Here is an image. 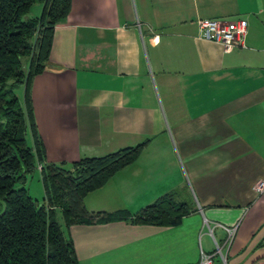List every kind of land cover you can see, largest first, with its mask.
Listing matches in <instances>:
<instances>
[{
    "label": "crops",
    "instance_id": "obj_1",
    "mask_svg": "<svg viewBox=\"0 0 264 264\" xmlns=\"http://www.w3.org/2000/svg\"><path fill=\"white\" fill-rule=\"evenodd\" d=\"M201 17L245 18L244 44L201 36ZM30 92L48 162L147 140L84 195L88 211L133 214L168 192L192 207L175 225L65 227L79 264H197L216 243L226 264H264V0H71Z\"/></svg>",
    "mask_w": 264,
    "mask_h": 264
},
{
    "label": "trees",
    "instance_id": "obj_2",
    "mask_svg": "<svg viewBox=\"0 0 264 264\" xmlns=\"http://www.w3.org/2000/svg\"><path fill=\"white\" fill-rule=\"evenodd\" d=\"M36 16H25L33 3ZM71 0H0V264H79L65 227L73 223L125 219L131 223L175 225L192 209L165 193L135 213L126 209L91 212L86 193L133 162L147 140L102 155L48 162L33 115L31 82L48 60L54 25L68 13ZM23 87L22 96L16 89ZM30 131L32 144L28 143ZM39 169L44 196L34 198L24 185ZM18 184V185H17ZM17 185V186H16Z\"/></svg>",
    "mask_w": 264,
    "mask_h": 264
},
{
    "label": "built area",
    "instance_id": "obj_3",
    "mask_svg": "<svg viewBox=\"0 0 264 264\" xmlns=\"http://www.w3.org/2000/svg\"><path fill=\"white\" fill-rule=\"evenodd\" d=\"M196 22L201 36L219 41L223 45L224 50H229L233 46L244 44L247 30V21L245 18L223 19L201 17L197 18ZM252 189L256 194L261 193L264 190V180H257L253 184ZM225 228L227 230V235L224 239V244H228L235 228ZM216 253L220 254L223 263L226 264L225 255L222 254L221 245L218 243H216L213 252L206 253L201 251L197 264H215L214 255Z\"/></svg>",
    "mask_w": 264,
    "mask_h": 264
},
{
    "label": "rangeland",
    "instance_id": "obj_4",
    "mask_svg": "<svg viewBox=\"0 0 264 264\" xmlns=\"http://www.w3.org/2000/svg\"><path fill=\"white\" fill-rule=\"evenodd\" d=\"M41 8H42V3L35 2L32 4V6L30 7L29 11L26 13L25 16L39 15L41 12ZM21 90H22V87H18L16 89V92L19 95H21ZM27 140H28V143L30 144L29 136H27ZM24 185L27 187L30 195H32L34 198H37L39 200L41 198H43V196H44L43 186H42L41 179H40V173L37 169H35L32 173L27 175L26 180L24 182ZM186 200L188 201L189 199L186 198ZM56 213H57V218L61 224V227L64 230V232L66 233V229H65V226L63 224V219H62L61 212H60L59 208L56 210Z\"/></svg>",
    "mask_w": 264,
    "mask_h": 264
}]
</instances>
